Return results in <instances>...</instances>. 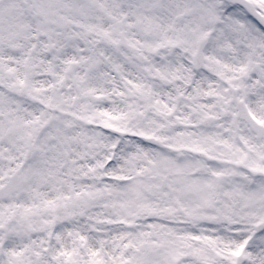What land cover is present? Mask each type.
I'll return each mask as SVG.
<instances>
[{"label":"snow or ice","instance_id":"1","mask_svg":"<svg viewBox=\"0 0 264 264\" xmlns=\"http://www.w3.org/2000/svg\"><path fill=\"white\" fill-rule=\"evenodd\" d=\"M0 264H264V0H0Z\"/></svg>","mask_w":264,"mask_h":264}]
</instances>
